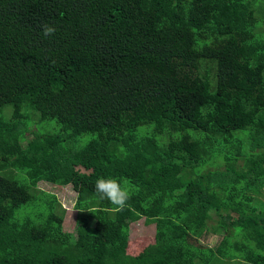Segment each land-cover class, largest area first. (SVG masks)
Returning <instances> with one entry per match:
<instances>
[{"label":"trees","instance_id":"obj_1","mask_svg":"<svg viewBox=\"0 0 264 264\" xmlns=\"http://www.w3.org/2000/svg\"><path fill=\"white\" fill-rule=\"evenodd\" d=\"M263 21L264 0H0V264H264ZM41 181L77 192L76 233Z\"/></svg>","mask_w":264,"mask_h":264},{"label":"rangeland","instance_id":"obj_2","mask_svg":"<svg viewBox=\"0 0 264 264\" xmlns=\"http://www.w3.org/2000/svg\"><path fill=\"white\" fill-rule=\"evenodd\" d=\"M258 17L262 16L261 14ZM262 28L264 29V21L262 24ZM11 110L10 107H7L4 109ZM1 111V109H0ZM51 122L50 126H53L55 130L52 132H57L60 130V125L56 123L55 120H50ZM89 135H85L84 139H88ZM17 171V170H16ZM19 172V170L17 171ZM25 172H21L20 175L23 177ZM4 174V172H3ZM38 188L46 191L48 193H52L57 196L58 200L60 201L62 207L65 209V218H64V229L69 232L76 233L77 230V215L78 212L75 208V203L77 199V192L73 189L72 185H57V184H52L47 181H41L38 184ZM262 201H264V194L260 196ZM264 204V203H263ZM216 223L215 220H211L209 222V225H214ZM214 227H208L204 233L200 236V242L205 245V246H211V247H216L220 241L222 240L223 234L213 230ZM156 233V226L154 223H148L145 218H141L139 221L134 222L131 224L130 228V239L135 240L142 238L145 241L149 242ZM229 264H237L235 262H229Z\"/></svg>","mask_w":264,"mask_h":264},{"label":"clouds","instance_id":"obj_3","mask_svg":"<svg viewBox=\"0 0 264 264\" xmlns=\"http://www.w3.org/2000/svg\"><path fill=\"white\" fill-rule=\"evenodd\" d=\"M44 37H49L55 34L56 28L45 23L41 25ZM128 181H121L110 178L97 179L94 185V191L100 200H107L115 206V210H123L127 206L128 200L131 198V190L127 186Z\"/></svg>","mask_w":264,"mask_h":264}]
</instances>
